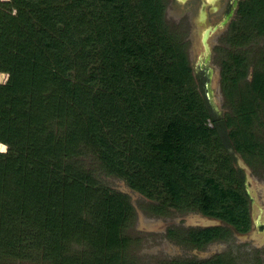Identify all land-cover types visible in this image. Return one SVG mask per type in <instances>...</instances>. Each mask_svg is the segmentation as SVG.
Segmentation results:
<instances>
[{
	"label": "trees",
	"instance_id": "trees-1",
	"mask_svg": "<svg viewBox=\"0 0 264 264\" xmlns=\"http://www.w3.org/2000/svg\"><path fill=\"white\" fill-rule=\"evenodd\" d=\"M76 2L0 3V73L11 76L9 84H0V143L7 146L0 153V264L6 257L29 264H126L125 231L133 219V206L127 196L102 190L77 159L84 146L99 153L98 146H105L102 136L96 135L110 104L100 92L91 96V83L116 71L125 55L135 59L133 72L153 75L140 33L149 31L146 28L163 13V6L158 0H120V16L115 18L124 46L118 58L107 55L103 62L100 52L85 53L93 33L101 35L100 25L89 24L84 14L77 13ZM108 18L116 31L115 20ZM133 20L137 22L131 30L127 23ZM230 32L234 36H226L228 46L220 61V88L226 97L235 77L248 67L244 49L264 39V0L240 2ZM102 84L113 87L108 92L116 88L114 82ZM125 88H118V98L127 93ZM163 90L164 86L158 88L154 100L142 99L138 107L144 118L156 112L154 103L165 101ZM134 105L126 99L117 102L112 122H125ZM260 106L241 103L222 116L210 107L209 127L174 119L162 124L160 132L150 134L149 158L136 159L131 170L140 168L127 177L128 185L155 202L152 207L157 211L197 210L245 232L247 198L233 154L264 165ZM120 112L125 114L122 119Z\"/></svg>",
	"mask_w": 264,
	"mask_h": 264
},
{
	"label": "rangeland",
	"instance_id": "rangeland-1",
	"mask_svg": "<svg viewBox=\"0 0 264 264\" xmlns=\"http://www.w3.org/2000/svg\"><path fill=\"white\" fill-rule=\"evenodd\" d=\"M8 1L0 0V3ZM72 1L76 2L77 0ZM119 1L80 0V2L75 3L77 13L84 14L88 18L89 24L96 22V25H100L98 31H101V35L95 37V32L93 33V40L86 44L85 53L100 52V61L103 62L107 60V55L115 54V57L118 58L124 46L120 42L122 27H117L121 25H119L120 21L118 22V19L115 18V15L120 16L119 10H117ZM168 1L170 0H158V5L163 6V9L165 8L163 13L158 14L151 21L148 16L151 26L145 24V27L148 26L149 28L146 29L149 31L140 33V42L148 47L145 53L148 56L147 62L151 66L153 75L144 76L133 72L131 68L135 59L130 60L125 55L123 58L125 61L118 63L116 71H107L108 73L102 82L97 78L91 83V89L89 88L91 96L100 92L102 99L107 100L110 104L106 111L107 116L98 124L101 127L100 133L98 132L96 135L97 137L102 136L105 146H98L102 153H99L98 150H92L89 146H84L81 148L82 154L77 159L78 164L89 168L102 190L127 196L133 206V219L125 231V235L129 239V245L125 251L126 264H158L170 259L169 257H172L170 255L176 257L179 251L180 254L184 253V250L178 245L169 244V241H162L165 238H163V233L161 234L159 231L163 225L169 226V221L165 223L166 217L161 218L152 215L151 207L155 205V202L133 190L126 181L127 177L139 167L138 165L131 170L136 159L149 158L147 154L152 141L150 134L160 132L162 124L171 119L185 125L204 123L208 127L211 126L207 119L210 106L206 100V91L201 81L196 79L198 76L196 68L201 57L199 36L196 33H188L187 29L183 28L182 19L179 21L180 18L175 16V10L169 9L165 12ZM131 5L133 6V3ZM1 7L4 8L5 6L1 5ZM127 14L132 15L131 13ZM108 16L115 20L116 31L110 28ZM135 16L136 18L139 17L137 8H135ZM135 22L137 21L133 20V22L127 23L129 29L134 28ZM218 41H220L219 38H213L211 42L216 44ZM223 41L220 42L219 46L217 45L219 48L215 50L212 61L214 101L220 112L219 114L213 113L222 116L223 113L236 108L241 103L261 105L260 107L264 109L261 100L264 97V39L256 41L254 44L251 43L244 49L248 51V67L246 66L244 75L242 73L235 77L236 83L228 97L220 88V61L225 54L223 52L224 47L228 46ZM129 43L132 44L131 41ZM114 74L118 77L115 78ZM10 79L9 74L0 73V84H9ZM169 79L174 80V82L169 81ZM104 80L106 81L104 82ZM106 82H114L116 88L108 92L113 87L102 84ZM121 86L126 87L127 93L118 98L117 90ZM163 86L165 101H160L158 104L154 103L156 112L151 118H144V115L139 112V104L143 102L142 99H156L158 88ZM105 87H107L106 91ZM123 99L134 102L135 105L131 107L132 112L125 122L113 123L112 117L116 114L115 105ZM124 116L125 114L120 112V119ZM89 141L92 143L93 139L89 138ZM6 151L7 146L0 143V153ZM233 155L234 166L242 177L245 176V187L254 198V218L259 216V221L264 223V165L257 161L247 162L241 156ZM170 216L174 217L173 219L177 222L188 225L199 223L201 220L200 216L195 213L184 216L171 214ZM257 238L259 242L263 240L261 237ZM258 241L253 240V243H259ZM236 242L238 243L237 240ZM187 252L185 251L186 254H189ZM1 262L3 264H29L19 259L9 260L7 257Z\"/></svg>",
	"mask_w": 264,
	"mask_h": 264
},
{
	"label": "flooded vegetation",
	"instance_id": "flooded-vegetation-1",
	"mask_svg": "<svg viewBox=\"0 0 264 264\" xmlns=\"http://www.w3.org/2000/svg\"><path fill=\"white\" fill-rule=\"evenodd\" d=\"M242 1L243 0H170L166 3L167 8L165 12L169 9L175 10V13H173L180 18L179 21L182 19L181 24L183 28H186L188 33L198 34L199 37L204 31H201L204 25L199 22V18L202 10L205 12V23L208 27L214 28L217 26L218 28L216 32L211 35L210 42L213 38L220 39V41H218L219 44H217L218 42L216 44L210 43L212 65L215 50L219 48L220 42L224 40L223 42L225 44L226 36L229 33L232 34L231 36H234V32H230L231 24L236 20L239 4ZM228 15H230L228 22L223 28H220L219 24L224 21ZM226 49L227 47H224V51ZM202 60L203 59L199 60L196 68L198 72L196 79L201 81L205 89V84L208 81V68L202 65ZM201 66L203 67L201 68ZM244 177L242 178L244 179L243 186L247 198L249 217L248 230L245 232H240L230 224L206 216L197 210L181 211L173 208H163L157 211L156 208L151 207L152 215L161 218L166 217L165 223L169 221L171 225L167 226V224H165L159 231L161 234L163 233V238H165L162 241H169V244H176L184 250L183 254H180L179 251L176 257L175 255H170L172 256L169 257L170 259L159 263L193 261L202 264H218L219 262H229L231 264H264V223L259 221V216L254 218V198H252L245 187ZM193 213L200 216L201 220L199 223L190 225L179 223L173 219L174 217L170 216L171 214L184 216ZM212 235L215 236L210 238L209 236ZM257 237H261L263 240L259 242ZM253 240H257L259 243L255 244ZM185 251H188L189 254H186ZM190 254L191 256H189Z\"/></svg>",
	"mask_w": 264,
	"mask_h": 264
},
{
	"label": "water",
	"instance_id": "water-1",
	"mask_svg": "<svg viewBox=\"0 0 264 264\" xmlns=\"http://www.w3.org/2000/svg\"><path fill=\"white\" fill-rule=\"evenodd\" d=\"M180 1H184V0H180ZM230 18V15H228L224 21H222L219 24L220 28H223L226 23L228 22V19ZM206 21V16H205V12L202 10L201 14H200V18H199V22H201L204 26L202 27L203 31L201 33V36L199 37V47H200V53H201V57L200 59L202 60V65L206 66L208 69L207 72V76H208V81L205 84V91H206V100L209 104V106L211 107L212 111L216 114H219V110L217 105L215 104L214 101V93H213V75H214V68L211 65V45H210V38L211 35L214 34L216 32V30L218 29L217 26L214 28L208 27V25L205 23ZM201 66V68L203 67ZM246 182V179H245Z\"/></svg>",
	"mask_w": 264,
	"mask_h": 264
}]
</instances>
